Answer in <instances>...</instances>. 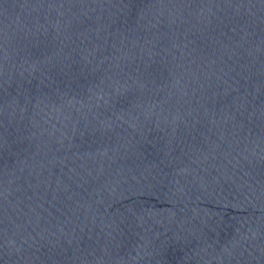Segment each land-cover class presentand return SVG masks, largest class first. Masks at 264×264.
Listing matches in <instances>:
<instances>
[{
  "label": "water",
  "instance_id": "obj_1",
  "mask_svg": "<svg viewBox=\"0 0 264 264\" xmlns=\"http://www.w3.org/2000/svg\"><path fill=\"white\" fill-rule=\"evenodd\" d=\"M0 264H264V0H0Z\"/></svg>",
  "mask_w": 264,
  "mask_h": 264
}]
</instances>
